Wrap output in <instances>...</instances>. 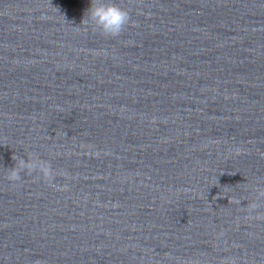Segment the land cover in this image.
I'll list each match as a JSON object with an SVG mask.
<instances>
[{
  "label": "water",
  "instance_id": "1",
  "mask_svg": "<svg viewBox=\"0 0 264 264\" xmlns=\"http://www.w3.org/2000/svg\"><path fill=\"white\" fill-rule=\"evenodd\" d=\"M91 2L0 0V264H264V0Z\"/></svg>",
  "mask_w": 264,
  "mask_h": 264
},
{
  "label": "clouds",
  "instance_id": "2",
  "mask_svg": "<svg viewBox=\"0 0 264 264\" xmlns=\"http://www.w3.org/2000/svg\"><path fill=\"white\" fill-rule=\"evenodd\" d=\"M88 17L92 24L105 36L117 37L130 22L129 12L114 3L105 0H92L88 10ZM15 165L9 168L8 180L12 182L21 180V172H38L46 181H52L55 173L50 162L31 154L24 159L13 155Z\"/></svg>",
  "mask_w": 264,
  "mask_h": 264
}]
</instances>
